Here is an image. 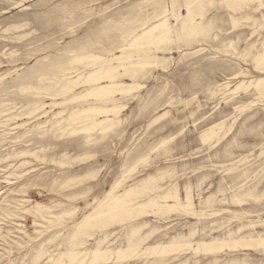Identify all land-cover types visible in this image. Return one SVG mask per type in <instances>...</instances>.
<instances>
[{
	"label": "rangeland",
	"instance_id": "374dc122",
	"mask_svg": "<svg viewBox=\"0 0 264 264\" xmlns=\"http://www.w3.org/2000/svg\"><path fill=\"white\" fill-rule=\"evenodd\" d=\"M0 264H264V0H0Z\"/></svg>",
	"mask_w": 264,
	"mask_h": 264
}]
</instances>
